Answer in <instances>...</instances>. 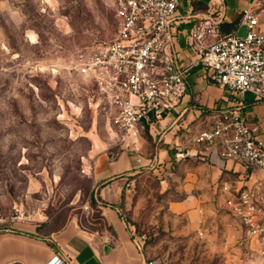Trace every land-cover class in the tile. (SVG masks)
Masks as SVG:
<instances>
[{"label": "rangeland", "instance_id": "obj_1", "mask_svg": "<svg viewBox=\"0 0 264 264\" xmlns=\"http://www.w3.org/2000/svg\"><path fill=\"white\" fill-rule=\"evenodd\" d=\"M117 29L110 0H0V234L44 237L69 224L105 233V208L117 204L145 256L162 264H264L229 208L183 187L181 160L169 178L138 168L117 199L103 197L95 160L123 147L76 59Z\"/></svg>", "mask_w": 264, "mask_h": 264}, {"label": "built area", "instance_id": "obj_2", "mask_svg": "<svg viewBox=\"0 0 264 264\" xmlns=\"http://www.w3.org/2000/svg\"><path fill=\"white\" fill-rule=\"evenodd\" d=\"M117 19L116 36L80 53L79 73L96 84L115 128L119 143H130L142 130L164 117L181 100L188 72L197 65L210 79L244 96L250 92L264 99V27L260 13L264 0H250L242 9L246 33H222L224 12L209 8L202 15L186 14L193 0H110ZM222 0H214L217 4ZM194 17L184 33L180 24ZM184 33L195 59L186 62L176 46ZM241 104L215 107L206 126L194 134L200 148H217L224 159L242 162L247 169L264 171V139L254 133L241 113ZM228 208L242 226V238L254 242L264 259V182L233 188ZM204 231H201L203 234ZM143 251L144 236H132ZM45 264H77L72 258L53 254ZM144 264H162L145 256Z\"/></svg>", "mask_w": 264, "mask_h": 264}, {"label": "crops", "instance_id": "obj_3", "mask_svg": "<svg viewBox=\"0 0 264 264\" xmlns=\"http://www.w3.org/2000/svg\"><path fill=\"white\" fill-rule=\"evenodd\" d=\"M201 1V2H199ZM193 0L188 14L202 15L209 8L223 10L220 31H237L242 25V9L250 0ZM194 17H186L180 24L185 33ZM264 27V9L260 13ZM176 36V46L186 62L195 59L184 33ZM186 90L180 102L164 117L147 125L144 132L124 143L116 156L110 152L98 155L93 166V177L103 185V197L117 199L123 186L121 180L138 168H154L169 178L174 175L175 160H181L183 187L190 193L205 194L215 207H226L229 192L223 185L233 188L252 187L264 182L262 169H247L242 162L224 159L217 148L205 150L194 140V134L206 126L215 107L236 106L254 133L264 139V99H256L250 92L244 96L213 82L203 65L191 68L186 77ZM121 176L117 181L115 176ZM121 179V180H120ZM180 207V206H178ZM182 207V206H181ZM110 229L95 233L69 224L44 237L12 229L0 234V264H45L56 253L69 256L77 264H144L145 253L135 245L127 223L117 204L105 208ZM236 220V219H235ZM242 238V226L236 220Z\"/></svg>", "mask_w": 264, "mask_h": 264}]
</instances>
